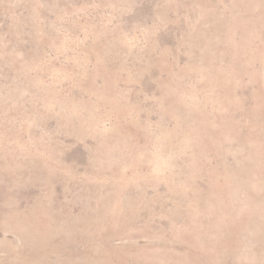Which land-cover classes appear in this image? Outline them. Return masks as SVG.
<instances>
[{
	"label": "rangeland",
	"instance_id": "374dc122",
	"mask_svg": "<svg viewBox=\"0 0 264 264\" xmlns=\"http://www.w3.org/2000/svg\"><path fill=\"white\" fill-rule=\"evenodd\" d=\"M0 264H264V0H0Z\"/></svg>",
	"mask_w": 264,
	"mask_h": 264
}]
</instances>
